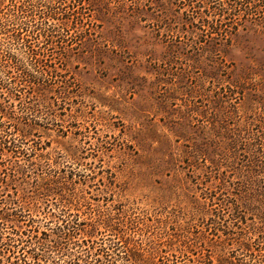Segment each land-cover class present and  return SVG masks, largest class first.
<instances>
[{
    "label": "rangeland",
    "instance_id": "rangeland-1",
    "mask_svg": "<svg viewBox=\"0 0 264 264\" xmlns=\"http://www.w3.org/2000/svg\"><path fill=\"white\" fill-rule=\"evenodd\" d=\"M251 1L217 22L237 24L225 38L168 0L70 5L82 20L63 59L44 45L49 90L10 82L18 97L1 101L16 157L0 159V213L13 215L0 264L37 248L23 246L29 224L54 238L60 221L157 264L248 262L264 227V0Z\"/></svg>",
    "mask_w": 264,
    "mask_h": 264
},
{
    "label": "trees",
    "instance_id": "trees-1",
    "mask_svg": "<svg viewBox=\"0 0 264 264\" xmlns=\"http://www.w3.org/2000/svg\"><path fill=\"white\" fill-rule=\"evenodd\" d=\"M168 1L170 5L179 9L185 8L184 12L185 15L189 16V24L199 21L202 28L201 32L224 38L236 31L237 24L233 22L225 29H219L217 22L222 23L226 17H229L228 22L232 21L235 16L232 14L233 11L240 10L243 5L251 7L252 2L251 0H242L243 4L238 6L235 0ZM82 3H86V0H0V159L6 152H10V156L16 155L10 149L11 144L14 145V143L8 140L9 125L2 121L3 118H8L10 113L1 105V101L4 100L3 97L17 98L21 85H7V83H28V86L34 88L35 91L49 90L48 87L39 85L45 75L54 74L53 71L48 70L47 56L43 55V51L45 47L46 52L51 54L58 50L56 55L63 59L64 45L67 41V39L64 40L66 35L63 36V33L67 34L82 20V15L75 14L70 5L72 7L74 4L80 5ZM212 4L218 5L211 7ZM225 4L226 6L230 5V7H224ZM86 5L89 7L91 4L87 2ZM83 35L76 36L78 42L83 39ZM41 39L42 41H40ZM44 45L46 46L44 47ZM61 50L64 53H59ZM27 109L33 111L32 108H25V110ZM55 190L49 187L46 193L50 195L49 193H55ZM11 216L13 215L3 211L0 213V220L7 221ZM29 222H33V220ZM60 222L61 225L54 228L57 233L52 232L54 238L44 232L33 230L31 224L28 226L29 230L20 232L26 237L23 246H26L32 238L37 241L38 245L34 250L29 249L31 252L27 253V257L22 255L26 251L20 249L23 253L20 254L21 256L15 257L16 260L13 264H157L153 260L145 261L143 259L144 250L131 246L129 243L126 244L122 237H119V241L96 240V236L88 233L89 239L79 242L77 236L81 232L82 225L75 221L63 226L64 221ZM261 229L258 231L257 238H251V246L244 245V252L248 253L249 259L247 263H242L236 258L234 261L219 258L217 264H264V227ZM221 232L224 237L229 236V233H225L223 230ZM13 234L19 235L15 231ZM8 241L2 244L8 252H11L10 250L14 246L12 245L13 241L10 239ZM122 242L120 247L119 243ZM124 244L129 245L130 248ZM123 245L125 250L122 248ZM121 253L124 255H120ZM206 256L208 258L204 257L202 261L186 259L179 264H214L210 262L208 254ZM236 260L237 262H235ZM175 262L168 261L160 264H177V261Z\"/></svg>",
    "mask_w": 264,
    "mask_h": 264
}]
</instances>
